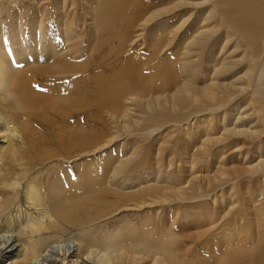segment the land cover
Wrapping results in <instances>:
<instances>
[{"label": "rangeland", "instance_id": "374dc122", "mask_svg": "<svg viewBox=\"0 0 264 264\" xmlns=\"http://www.w3.org/2000/svg\"><path fill=\"white\" fill-rule=\"evenodd\" d=\"M95 1L0 0V39L11 56L30 52L19 50L15 41L19 38L24 41L22 48L27 43L32 54L38 51L35 46L43 49L52 42L59 50L54 60L64 65L78 64L75 69L66 66L55 74H24L39 105L37 111L30 112L33 116L24 115L22 119L42 135V147L52 150L56 141L55 113L46 112L43 104L44 98L54 95V89L79 97L76 113L81 117L85 103L98 100L96 88L120 73L125 61L132 66V77L138 82L149 79L153 83L156 79L148 90L131 89L121 95L123 118L110 114L107 108L90 110L94 113L90 119L93 142L85 147L88 155L79 157L76 164L78 171L90 167L103 178L102 184L111 185L109 200L153 190L139 196L147 204L164 201L155 204V216L141 208L121 210L104 218L101 230L96 226L94 240L100 243L103 237L115 235L127 240L124 236L130 232L136 241L142 238L141 233L148 232L149 239L160 245L164 237H171L167 246L178 250L185 264H255L249 251L264 239V167H257L264 161V114L259 110L264 96L257 95L263 92L264 53L255 54L238 33L228 29L227 17L217 6L220 0H140L142 10L128 23H136L143 14L155 18L145 27L138 22L128 30L126 23H120L112 32L94 21ZM110 1L114 5L123 1L118 17L122 14L126 19L133 12L126 7V0ZM69 28L71 35H66ZM38 31L42 32L40 38L35 36ZM114 32H120L121 40ZM158 35L163 38L158 39ZM163 66L174 77L166 87L164 77L158 74ZM91 90L92 99L88 96ZM138 90L144 92L139 94ZM174 95L175 100L170 99ZM159 98L161 106L157 108L153 103ZM146 106L152 109L148 111ZM153 114L163 118L148 127L151 124L147 118ZM83 122L81 117L80 127H84ZM154 127L160 129L153 136L144 134ZM232 129L246 132L232 135ZM115 170L120 174L113 178ZM74 174L80 183L81 175ZM74 233L72 228L47 232L48 247L58 245L53 240H64ZM124 261L117 264H130ZM140 263L152 261L135 264Z\"/></svg>", "mask_w": 264, "mask_h": 264}, {"label": "bare ground", "instance_id": "6f19581e", "mask_svg": "<svg viewBox=\"0 0 264 264\" xmlns=\"http://www.w3.org/2000/svg\"><path fill=\"white\" fill-rule=\"evenodd\" d=\"M95 3L94 21L100 24L102 29L108 30L107 32L115 31L116 29L113 27L116 28L120 23H126V30L138 22H140V27H145L151 19L155 18V15L148 17L143 14L136 23H128L129 19L137 14V11L139 13L142 10L140 0H126V7L133 9L126 19L122 17V14L117 16L120 7L122 10L123 1L119 5L112 4L110 0H96ZM217 6L227 17L228 29L235 34L238 33L255 54L264 53V0H220ZM68 30L65 32L66 35H71L70 28ZM41 33L39 32L35 36L38 37ZM198 33L200 34V32ZM202 34L200 35L202 36ZM117 35L121 40L120 32H114V36ZM158 36V39L163 38L162 35ZM171 36L174 37L173 34ZM37 37L35 43L39 41L37 39L40 37ZM15 41L21 52H31L27 43L26 48H22L23 40L16 38ZM47 45L43 49L37 45L35 47L38 51H34L35 54L29 52L28 55H22V57H15L12 54L14 50H12V57L4 50L5 46L0 39V264H117L120 263V260H125L130 264L141 261H152V264H185L179 257L178 250L175 252L171 250L170 245L167 246L166 242L168 243L171 239L169 236L164 237L165 242H162V245L149 239L151 233L148 232L141 233L142 238L136 241L131 239L132 233L130 232V235L125 233L124 237H127V240H121L115 235L103 237L100 243L95 241L94 231L101 230L103 225L100 221L104 218L112 217V214L126 209L140 210L143 208L147 209L149 214L154 213L155 211L152 209L155 204H160L164 200L158 199L156 202L147 204L144 198L139 196L151 193L153 190H144L140 191L139 195L128 194L122 196L121 199L116 197L113 201L109 200L107 194H111V185L102 184L100 180L103 178L95 175L90 167L82 169V172L78 171L79 167L77 168L78 164H76L79 157L88 155L85 147L93 142V127L90 119L94 113L92 114L91 111L107 108V112L110 114L123 118L124 109L119 107L121 98L124 99L121 95L131 89L135 92L137 89L148 90L154 87L156 79L154 78L153 83L149 79L144 80L143 83H141L142 79L138 82L132 77L130 69L132 66L126 64L127 61H125L124 68L120 73L114 74L112 79H106V81H110L108 83L103 80L101 85L96 88L100 93L96 98L98 100L91 102L92 104L90 101L85 103L84 113L81 116L84 120V127L79 126L81 117L76 113L77 107H79V97L69 93L64 95L60 89H54V95H48L50 98H44L43 103L45 111L55 113L57 120L54 119L53 122L56 125L57 133L56 141L52 143L54 149L48 150L42 147V144L45 143L42 135L36 134L30 122L22 119V116H28L31 114L30 112L37 111L39 105L37 96H33L35 91L30 90V82L25 80L24 74L34 71H41V74L43 72L55 74L63 72V69L66 70V66H69L70 70L75 69L78 64L76 66L75 64L64 65L60 62L61 60H54L55 56L59 54V50L52 42ZM37 52H41V55ZM11 59H13L15 67H13ZM46 59L47 64H44ZM163 68L164 66L159 71ZM168 72L169 69L164 68L158 73L159 76L164 77L163 85L165 87L174 81V77ZM260 88L263 94L258 93L257 95L264 96V83ZM144 91L138 90L137 92L142 94ZM74 92L76 93V91ZM88 96L92 99V90ZM177 96L179 97L178 93ZM176 97L174 95L170 99L175 100ZM83 101H85L84 98ZM170 104L173 105V102ZM153 105L159 108L161 106L160 98L155 99ZM146 109L149 111L152 108L146 106ZM7 110L16 112L10 113ZM25 110L27 113L23 114ZM259 110L264 114L263 102H259ZM7 113H10L9 117L6 115ZM72 114L73 116H71ZM158 116L159 114H153L152 117L147 118L148 123L151 124L148 127L156 126L163 118V116ZM71 119H73V123L70 122ZM159 129V127H154L146 130L144 134L153 136V133ZM238 130L232 129L229 132L232 135H243L246 132V130L245 132ZM211 142L214 141L211 140ZM259 158L261 159V156ZM70 164L74 166L68 167ZM259 166L264 167V161L258 163L257 167L259 168ZM80 172L81 174H79ZM74 173L78 176L81 175L80 183L76 181ZM118 174H120L119 171L115 170L113 178L119 176ZM184 195L182 194V196ZM127 202L143 204L127 205ZM131 206L133 208H130ZM147 210L146 212H148ZM108 219L110 220V217ZM150 219L152 218L149 217L148 220ZM66 228L75 229L74 235H68L64 240H53V237L52 240L58 245L48 247L50 238L46 237L47 232L57 233ZM219 251L221 252V250ZM24 253L28 254L27 258L24 257ZM249 253L250 257L256 261L257 258H260L257 262L254 261L255 264H264V239L255 247L254 251H249ZM53 254L54 256H51ZM242 257L246 258V255L244 254ZM200 262L197 264H210L206 261Z\"/></svg>", "mask_w": 264, "mask_h": 264}]
</instances>
